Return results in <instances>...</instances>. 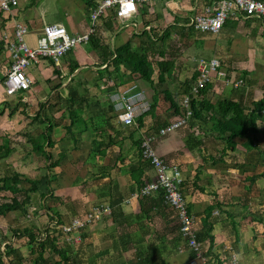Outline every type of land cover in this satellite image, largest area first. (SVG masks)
I'll list each match as a JSON object with an SVG mask.
<instances>
[{"label": "crops", "instance_id": "0c3cea01", "mask_svg": "<svg viewBox=\"0 0 264 264\" xmlns=\"http://www.w3.org/2000/svg\"><path fill=\"white\" fill-rule=\"evenodd\" d=\"M67 1L72 4L78 0H52L53 4L55 2L63 11L62 14L55 15L57 20L52 23L62 24L71 33L85 31L89 24V12L97 0H82L85 5L84 14L78 15L75 11H70ZM208 2L209 0H152L138 4L137 10L126 17L116 18L108 12L97 22L95 35L100 43L106 42L111 49L130 41L131 48L136 50H141L142 45L145 47L150 41L156 42V47L163 49L173 45L175 39L181 43L188 38L192 41L188 49L193 51V55L179 62L173 54L175 69L169 81L178 82L179 85L197 73L201 59L208 61L216 58L219 66L211 73V86L203 93L204 98L211 101L217 98H231L239 101L244 107L251 108L253 101L260 99L264 91V21L257 17H241L233 13L226 18L217 33L200 32L188 25V16L195 11L199 12L204 3ZM47 12V0H18L17 7L10 12L0 10V41L3 40L4 33L12 35L13 23L19 21L27 28L25 36L28 37L29 33L34 35L31 44L27 43L35 45L43 25L48 23L43 19ZM165 33L168 35L164 36ZM3 43L2 48L0 44V78L5 74L4 68L9 63ZM85 45L86 48H74L75 55L73 53L69 56L70 59H67L63 66V69H68V82L80 81L77 79L80 70L89 67L97 68L98 74H103L100 76L102 85L110 84L112 81L105 75L108 61L101 63L100 54L89 51L87 43ZM171 50L175 51V48L171 47ZM176 50L182 52V47H177ZM170 55V52L166 54L167 57ZM72 62H76L78 67L69 73ZM189 63L194 65L190 71H185L183 67H187L186 64ZM49 64H53L52 60L41 59L27 67L26 73L33 83L31 82L28 91L18 93L22 96L20 99L23 103L26 99L33 98L32 91L37 84L35 75L40 70L47 69ZM60 69L55 67L48 74L54 73L61 77L63 75ZM155 73L156 80L157 72ZM246 75L250 76V84L244 77ZM135 78L137 77L126 80L123 85ZM236 79L242 81L239 87L233 86ZM254 80L261 84V87L257 86L258 84L254 86ZM83 82L86 80L83 79ZM70 83H67V86ZM163 87L165 86L162 85L161 88ZM52 90L50 97L54 94L58 97H69L59 91L53 93ZM116 90L119 89L112 92ZM161 93L155 110L148 112L141 122H138L137 117L131 125L119 123L115 111L109 110V103L104 100H99L100 106L91 112L93 115L85 113V105L78 114H75V108L72 107L74 123L71 129L77 139L76 145L65 130L70 124L69 112L63 122H55L50 132L52 145L47 149L51 155L49 162L57 161V164L47 169L50 184L49 192L44 195L49 200V211L54 213H50L55 218L54 223L66 222L75 215L84 216L93 205H110L109 215L103 216L81 231V250L85 253L82 264H139L138 258H149L151 262L148 264H228L232 254H235L242 264H264V234H261L264 232V220H255L259 216L251 214L253 204L246 196V188L250 184L246 175L250 169L242 163L244 160L238 157V153L245 150L240 145L234 157L227 155L222 156V159L220 153L224 142L217 136L216 130H213L214 125L211 122L189 118L185 125L154 141L157 155L164 161L177 165L180 170L183 179L181 189L186 204L194 217L196 230L201 232L199 255L191 251L180 238L177 211L163 200H159V192L153 191L148 195L139 192L141 183L154 178L150 161L140 156L138 142L141 134L167 124L175 119L176 115ZM26 94L29 95L25 97ZM104 94L105 89L103 93L93 95L100 98V95L102 97ZM182 95L183 92H180V96ZM150 96L149 91L148 99ZM7 97L11 96L4 93L2 86L0 103ZM32 101H35L34 98L31 103ZM16 108L13 107L12 110L17 111ZM53 115L56 118L57 114ZM257 122L259 145L264 139L261 131L264 127V117ZM7 137L6 133L0 131V144L6 141ZM110 141L112 143H109ZM9 148L10 152L7 156H2L0 161L11 163L15 160V168L11 172L32 179L39 178L30 176L36 171L34 166L28 171H23L21 166L25 157L30 161L32 157H39L41 154L33 151L31 147L30 152L24 153L22 145H9ZM43 173L45 172L39 170L40 175ZM257 181L258 185L264 187V183L259 179ZM41 192L38 186L30 195L31 201L37 195H42ZM1 194L6 197L9 195L4 192ZM217 203L220 204L219 207L216 206ZM211 204L215 207L207 218L205 209ZM13 213L15 212L11 215ZM205 218L212 226V244L208 236L202 233ZM210 246L211 250L207 253Z\"/></svg>", "mask_w": 264, "mask_h": 264}, {"label": "trees", "instance_id": "16d2710c", "mask_svg": "<svg viewBox=\"0 0 264 264\" xmlns=\"http://www.w3.org/2000/svg\"><path fill=\"white\" fill-rule=\"evenodd\" d=\"M109 13H111L110 16L112 15L113 17H115L113 11H109ZM167 35L168 33L164 34V36ZM2 43L3 40L0 41L1 48ZM87 45L89 51H95L100 54L101 63L108 61V67L105 68V75L112 82L106 85V94H104V96H102L100 100H107V95L110 92L115 89L122 88L124 86L123 83L126 82V80H129L132 77H137L140 78L142 82L147 84V86L151 89V96L148 99L149 108L146 112L138 116V122H141V119L148 112L151 113L157 107L159 102L160 91L163 90L161 89L162 85H165L164 91H162L164 99L165 101H168L170 103V107H172L173 109L172 111L176 114L175 117L184 116L185 108L181 103L182 96H180V93L170 92L166 84V82L172 78L173 70L175 69L174 58L172 57L173 53L170 52V57L166 56V54H169L167 48L170 47L169 49H171L173 45L170 44L166 48L161 49L156 47V42L150 41L146 44L145 47H143L142 45L141 50H136L131 48L130 41H126L118 46H114L113 49H111L109 44H107L106 42L100 43L99 39L96 38L95 33L90 36ZM77 67L78 64L76 62H72L69 66V73H72ZM54 71L57 73L56 69H54ZM155 72H157L156 80L154 76L156 74ZM100 76L102 77L103 74H98L97 77ZM196 76L197 73L192 75L191 79L183 80L180 83L181 86H183L181 90L183 94L189 93L190 85L195 80ZM4 77L5 76L3 75L1 78L3 79ZM210 83L211 82L206 83L205 86L199 90L198 96H200L201 98L192 97L190 99V120L194 119L203 122H211L214 125V127H212L213 130H216L215 132L217 133V136H219V138L224 142V145L221 149V157L227 156L228 151L232 152H229L228 155H230L231 157L235 156L236 153H234V151L237 148V138L246 139V141L241 143L243 145L244 150H256L255 147L258 146L257 141L259 133V126L257 121L262 117L260 111L264 107V91L262 93L261 98L256 101H253L252 107L250 108L244 107L239 101L232 100L231 98H217L214 101L205 99L203 93L210 88ZM20 97L22 96L19 95V100ZM19 100H17L15 108L18 104H22L25 106V103L19 102ZM65 102L68 103V111L71 109V107H73L75 108V114H78L83 108V106L86 105L87 102H89V97L84 95L78 98L69 96L65 99ZM2 103L5 104L4 102ZM44 106L45 104L41 103L39 106L40 109L34 113L32 118V120H38L39 123H42L43 128L36 136H29L28 142L30 143L33 151L41 154L44 157L46 167L48 169L51 165H56L57 161L51 163L49 162L51 160V155L47 148L52 145L50 132L54 124L50 121V119L43 117ZM50 108H53V104L50 105ZM109 108V110H112L111 104ZM3 112L4 110L0 108V115L3 114ZM71 112L72 110L69 111L70 124L65 127V130L66 133L71 135L73 141H75L74 145H76L77 139L75 138V134L71 129L74 123V119L72 118L73 115L71 114ZM84 123L86 124L85 121ZM158 129L159 127L154 129L153 131L146 130L141 134L140 140L138 142V149L142 159L145 158H143L141 155V140L149 136L150 134L157 133ZM78 130L83 129L78 128ZM261 131H263L264 135V127ZM109 143L112 142L110 141ZM152 146L154 147V142L152 143ZM10 150L11 149L9 148V141L6 140L2 144H0V158L2 156H7ZM260 153L264 156V149H260ZM262 172H264V170ZM257 177L258 175L252 174L248 176V180L250 183H253L257 179ZM43 180H45L46 192H49L50 176L47 173H43L39 178L35 179L20 175L17 172H11L8 175H0V192L5 191V193H9V195H7V197L5 196L3 198V201L0 202V216H4L7 213L13 211H20L25 213L31 201V193L37 190L38 185ZM25 183H27L28 185L25 186ZM144 184L145 183H141L140 188ZM181 186L182 182L180 185V189ZM157 192H159V200L162 201L163 192L160 189L157 190ZM41 194V196L45 195V193L43 192H41ZM219 205L220 204L217 203L216 206L219 207ZM214 207L215 205L211 204L205 209V217L209 218V215ZM187 212L188 214L192 215V213H190L188 209V206ZM81 216L83 217V214H81ZM74 217H77V215L73 216L72 218ZM72 218L68 219L67 221L71 220ZM207 218L204 219V230L202 233L204 236H208L207 238H209L210 243L212 244L211 241L213 237L212 235H210L212 226L211 223L208 222ZM61 223L65 222L61 221ZM86 227L80 229V241L77 242L67 239V234L63 233L60 229H56L57 233L46 232L44 233V235L40 236L36 233L37 231L26 227L24 229H13L12 236L15 241H18V239H21L24 236L27 237L26 240L28 242V250L31 254L35 255L32 258L33 264H50L48 258L44 256L45 252L57 256V259L53 260L51 264H76V256L79 258L78 260L80 262L85 259L83 257L85 253L81 250V231ZM178 229L180 238L183 239L180 234V226ZM199 233L201 232L197 231L198 240H200ZM207 238H203V240ZM59 239L63 240L62 243L58 241ZM14 240H8L2 245L0 249V264H20L21 262H24L25 257L22 251L23 245L20 244L19 246H15ZM183 241L185 240L183 239ZM32 244H35V246H33ZM210 250L211 246L210 249L208 248L206 252L209 253ZM138 260L139 264H148V262L150 261L149 258H138Z\"/></svg>", "mask_w": 264, "mask_h": 264}, {"label": "built area", "instance_id": "2783aa9c", "mask_svg": "<svg viewBox=\"0 0 264 264\" xmlns=\"http://www.w3.org/2000/svg\"><path fill=\"white\" fill-rule=\"evenodd\" d=\"M150 1L152 0H97L89 12V24L85 31L71 33L62 24L47 23L43 25L35 45H29L25 40L27 33L25 24L15 21L12 35L9 36L6 33L2 35L4 47L9 56L5 77L0 78L4 93L7 96H14L16 93L28 91L32 80L26 73L27 67L41 59H50L57 64L65 53L88 42L90 36L96 31L97 22L107 12L113 11L116 18L126 17L137 10L138 4ZM17 5L18 0H0V10L4 12H10ZM233 13L241 17H257L264 21V0H209L208 3H204L199 12L195 11L188 16V25L200 32L217 33L226 18ZM218 66L219 61L216 58L208 61L201 59L196 69L197 76L190 85L189 93L182 95L184 116L175 117L159 127L157 133L150 134L140 143L141 155L150 161L154 178L146 182L139 192L143 195L159 189L163 192L164 203L177 211L180 234L185 240V245L197 255L201 253V242L197 238L194 217L188 214L187 204L180 189L183 180L180 170L177 165L168 163L158 156L152 143L158 137L187 123L191 116L190 99L198 97L199 90L211 81V73L215 72ZM241 83V79H236L233 81V86L239 87ZM148 88L140 78H135L109 95L110 104L119 123L131 125L140 114L148 110ZM260 112L264 117V107ZM110 212L109 204L93 205L83 217H74L67 223H55V227L67 234V239L77 242L80 241V229L98 221ZM228 264L242 263L235 254H232Z\"/></svg>", "mask_w": 264, "mask_h": 264}, {"label": "rangeland", "instance_id": "374dc122", "mask_svg": "<svg viewBox=\"0 0 264 264\" xmlns=\"http://www.w3.org/2000/svg\"><path fill=\"white\" fill-rule=\"evenodd\" d=\"M46 1V0H45ZM48 2V12L46 13L45 17L42 18L44 19L45 22L48 23H52L53 21H56L57 18L55 17V15H59L62 14L63 11L56 6V3L52 2V0H47ZM71 2H66L68 8H70V11L73 12L75 11V14H84V9H85V5L82 4V0H78L75 2H72V4H70ZM81 5H80V4ZM70 4V5H69ZM93 8V5H92ZM91 8V9H92ZM34 35L32 34H28V37L25 36V40L31 44V39ZM103 37V36H102ZM29 40V41H28ZM105 40V38L103 37V41ZM189 40V41H188ZM188 38H185L184 41H181V43H179L176 39L173 42V47L175 48V51H172L171 49H168V52H172L174 54L175 60H179V62H181L182 60L185 61L188 58H191L190 56L193 55V51H190L188 48L189 45H192V41ZM78 48L82 49V48H86L85 44H80L77 46ZM76 47V49H78ZM177 47H182V52L177 51ZM187 48V49H186ZM190 51V52H189ZM76 53V50L72 49V51L68 52L67 54H64L56 63L53 62V64H49L47 66V69L45 70H40L35 77L37 78V84L34 89V91H32L33 98L35 101H32L33 98L31 100H27L25 103V106L22 104H18L16 109H18L17 111H13L12 108L15 107L17 100H19V95L18 93H16L14 96L11 97H7L5 99V101L3 100L2 102H4L5 104H3L2 102L0 103V108H2L3 110L6 109V112H4L5 114L0 117V131L2 133H6V135H8V137L6 138L7 141H9V145H22L23 146V152H30V144H25L26 142H28V137L30 136V133L32 135H37L40 131L41 128L43 126L42 123H39L38 120H32L34 113L38 110L39 105L41 103H44L45 106L43 108V117L50 119V121L55 124L56 123H61L63 122L64 118H66V114L70 111L73 110V108L71 107V109L68 111L67 106L68 103L65 102L66 98L63 97H58L56 96V94L53 95V97H50L51 94V90L54 92H58L64 96H76L74 98H78L80 95L87 96L89 97L90 95V100L89 102L85 105V108L87 111H85L86 114H94L91 113L94 111V109L96 107H99V100L100 98L94 96V93H103V90L107 87L106 85H102V81H100V77L97 78L96 75H98L97 72V68H84L82 70H80L79 75L77 76V79H79L80 81H72L71 83L68 82V75L67 71L68 69L64 68L63 66L65 64V62L67 61V59H70L69 56H72V54ZM196 55V54H195ZM75 57V56H74ZM195 57V56H193ZM76 58H78V54L76 55ZM191 63H193L192 61H190ZM187 67H183V69H185V71H190L191 66L194 64H186ZM6 65L4 64V67ZM7 67V66H6ZM4 68V70H6L7 68ZM61 68L59 71L61 73V75L63 76H58V74H48L50 72H52L51 70L53 68ZM6 73V72H5ZM59 73V75H60ZM63 73V74H62ZM5 75V74H4ZM155 76V75H154ZM247 80V83L250 84V76H244ZM83 79L86 80V82H83ZM107 79V78H106ZM257 80H259L260 83V79L257 78ZM77 82L79 83L77 86H75L77 84ZM33 83V82H32ZM55 83H57L56 85L59 86L57 87V89L55 88ZM67 83H70L67 86ZM253 85H257L258 82L257 81H253ZM168 90H170V92L172 93H180L181 92V86L180 84L178 85V82L175 81H167L166 82ZM252 85V86H253ZM261 84H258L257 86H260ZM165 86V85H164ZM261 87V86H260ZM2 88V84L0 83V90ZM49 88V89H48ZM55 88V90H54ZM164 88L162 91H164ZM149 91L151 92V89L148 88L147 93H149ZM160 91V93L162 92ZM163 93V92H162ZM161 93V94H162ZM29 95V94H28ZM27 94L25 95L28 96ZM99 95V94H98ZM107 100H104L105 102H108L110 104V97H108L107 95ZM51 100V102H49ZM19 102H23L21 101V99L19 100ZM53 104V108H50V105ZM107 104V106L109 107L110 105ZM106 107V108H108ZM14 109V110H16ZM8 110V111H7ZM77 111V110H76ZM8 112V113H7ZM54 114H57L56 118L54 117ZM264 137V136H263ZM262 138V137H259ZM1 141V140H0ZM237 145L238 147L236 148V150L234 151V153L237 151H239V146H243L241 143L246 141L245 138H237ZM264 141V139H263ZM261 141L260 142V146L258 145L256 148V150H251V151H247L246 150L242 153L239 152L238 153V157L243 159L244 161L242 162L243 164L247 165V168H249L250 170H247L248 174L246 176H250V174H255L258 175L257 179L253 182L250 183L249 186L246 188L248 190V195L247 198L252 202L253 206V210L251 212V214H256L259 217L255 220H264V187H262L261 185H258V179L260 182L264 183V172H262L264 170V156L261 155L260 153V149H264V142ZM48 150V149H47ZM222 152V151H221ZM232 153L231 151L227 152L228 153ZM37 154V153H36ZM221 154V153H220ZM27 158L25 157V161L23 162V165L21 166V168H23V171H28V169L30 168H36V171L34 174L30 175L32 177H40L41 175L39 174V170L41 172H45L47 173V167H46V162L44 160V157L42 155H40L39 157H32L30 161L26 160ZM14 162L15 160H12L11 163H5V162H1L0 161V175H6L8 172H11L15 166H14ZM244 169H246V167H244ZM22 170V169H21ZM248 180V179H247ZM249 181V180H248ZM25 186L28 185L27 183L24 184ZM39 189L45 193L46 192V188H45V180H43L39 185ZM2 192L5 193V191H1L0 192V202L3 201V198L5 196H2ZM7 194V193H6ZM33 201V202H32ZM32 201H30L28 208L25 213L20 212V211H13L15 213H13L11 215V213H7L4 216H0V249L2 247V245L7 242L8 240L13 241L14 238L12 236L13 229H24V228H30L33 229L35 231H37L36 233L38 235H44V233L48 232V233H53L56 232V227H55V218L54 216L50 215V213L54 214L53 211L51 210V212L49 211V200L48 197H44V196H39L37 195L35 199H33ZM250 212V211H249ZM51 216V217H50ZM52 218V219H51ZM51 219V220H50ZM54 220V221H53ZM70 221V220H69ZM67 221V222H69ZM261 221V222H262ZM65 222V223H67ZM264 228V227H263ZM57 233V232H56ZM261 234H264V232H262ZM23 238V239H22ZM21 239H18V241L14 240L15 246L16 245H23L22 246V251L24 253V262H21L20 264H33L32 258L35 256L34 254H31L29 252V248H28V242H27V237L24 236ZM6 240V241H5ZM60 243H62V239L58 240ZM33 246H35V244H32ZM44 256L48 258L50 264L53 262V260L57 259L56 255H52L49 254L47 252L44 253ZM74 256V255H73ZM75 257V256H74ZM76 259V264H82L78 259V257H75Z\"/></svg>", "mask_w": 264, "mask_h": 264}]
</instances>
